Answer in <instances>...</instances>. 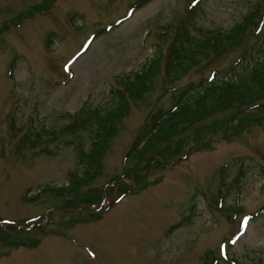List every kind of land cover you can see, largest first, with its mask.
Returning a JSON list of instances; mask_svg holds the SVG:
<instances>
[{
    "label": "rangeland",
    "instance_id": "1",
    "mask_svg": "<svg viewBox=\"0 0 264 264\" xmlns=\"http://www.w3.org/2000/svg\"><path fill=\"white\" fill-rule=\"evenodd\" d=\"M134 1L0 0V226L20 230L15 241L0 238V264H264V211L246 219L264 206V99L224 138L212 124L229 112L146 157L126 155L150 114L171 106L172 92L214 72L230 75L245 49L264 50V0H204L193 16L192 0H151L103 30ZM243 23L235 45L210 51L175 83L160 65L152 88L129 98L92 180L68 196L42 191L84 170L92 133L88 127L36 143L38 133L69 124L67 114L81 106L106 107L118 77L158 51L166 55L184 26L200 38ZM155 156L163 163H151ZM149 164L138 186L130 173Z\"/></svg>",
    "mask_w": 264,
    "mask_h": 264
},
{
    "label": "trees",
    "instance_id": "2",
    "mask_svg": "<svg viewBox=\"0 0 264 264\" xmlns=\"http://www.w3.org/2000/svg\"><path fill=\"white\" fill-rule=\"evenodd\" d=\"M150 1H134L129 5L127 13L124 16L110 23L103 30L106 31L118 26L136 9L143 7ZM203 1L192 0L188 13L193 16L195 13L194 9L198 8L199 4ZM244 27V23L243 26L237 24L232 29L223 33L206 31L202 37L193 38L187 33L188 30L184 26L182 29L185 30V33L181 35V33L177 34V31L175 32L166 55H162L161 51H158L148 59V62L141 69L132 74H124L118 77L117 85L111 87L109 90V101L106 107L90 108L81 106L75 113L67 114L71 119L69 124L63 125L62 128L56 131L38 133L34 140L36 143L52 141L62 134H73L76 130L88 127H90L92 133L90 147L80 158L85 165L84 170L78 175L74 174L72 181L67 185L59 187L47 186L42 191L49 190L56 196H68L79 187L87 184L99 173L101 159L108 149L111 138L116 133L117 122L127 113L129 98L138 99L152 88L153 81L159 73L161 64L164 67L169 84H173L194 68L201 58L206 57L210 51L219 54L235 45L242 36ZM99 32L89 36L83 46V50H86L89 43ZM50 36L47 39V45L51 40ZM260 46H257L254 50H252L253 47L245 49L240 56L239 65L233 67L230 75L224 73L215 78L214 72L209 77L201 78L196 83L190 82L180 87L177 92H172L170 95L171 106L167 109L159 107L150 114L148 121L144 123L141 132L137 135L130 150L127 152V158L146 157L145 155L151 153L159 144L171 140L187 128L197 126L217 114L229 112L230 116L224 123H222L223 121L220 123L216 121L212 124L213 134L221 132V138H224L229 131H235L234 124L231 123L233 121L238 122V118L245 115V112H248L247 110H252L260 100L264 99V57H262L264 50ZM254 52L257 53L254 54ZM260 53L262 56L259 55ZM14 63L15 59L10 63L9 75L12 72ZM174 154V151L171 152V156H174ZM154 159L163 163L156 156L151 163ZM177 161L178 159L175 162ZM150 164L143 169H133L131 171V180L134 179L138 186L143 182L145 172L151 170ZM239 174H242L241 170L235 178L236 183L239 181ZM127 187L133 190L130 185H127ZM224 197L225 195L221 196L219 200L220 205L224 202ZM25 199L30 200L31 198L25 197ZM262 211H264V206L255 213L248 214L246 219H252L255 214ZM98 215L95 213L94 218ZM1 226L0 231L2 230L6 237L0 235V238L2 240L12 238L15 241L13 237L14 233L16 234L20 230L14 225Z\"/></svg>",
    "mask_w": 264,
    "mask_h": 264
}]
</instances>
